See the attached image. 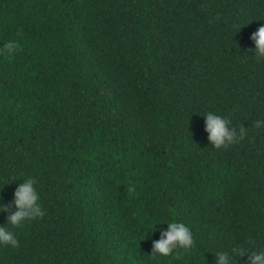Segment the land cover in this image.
I'll list each match as a JSON object with an SVG mask.
<instances>
[{"label": "trees", "instance_id": "1", "mask_svg": "<svg viewBox=\"0 0 264 264\" xmlns=\"http://www.w3.org/2000/svg\"><path fill=\"white\" fill-rule=\"evenodd\" d=\"M262 24L264 0H0V203L31 177L45 209L8 225L0 264H215L264 244ZM209 110L248 136L213 148ZM163 218L193 232L178 260L149 258Z\"/></svg>", "mask_w": 264, "mask_h": 264}, {"label": "clouds", "instance_id": "2", "mask_svg": "<svg viewBox=\"0 0 264 264\" xmlns=\"http://www.w3.org/2000/svg\"><path fill=\"white\" fill-rule=\"evenodd\" d=\"M250 39L255 44L254 49H252L254 52L252 56L258 61L264 60V24L251 34ZM18 47L16 40H9L3 44V50L8 54L15 53ZM203 115L205 117V131L208 134L207 139L213 148L227 147L248 136V127H244L243 124L239 127L233 126L229 118L214 110H209ZM254 127L256 129L264 128V120L255 121ZM5 212L9 214L7 223L0 225V246L10 245L16 248L19 245V240L8 225L13 228L20 227L27 221L45 215V209L42 206L34 178L29 177L19 183L14 191L13 201L8 205L0 203V213ZM165 223L167 228L161 229L160 238L152 241V254L149 255V258L178 260L184 253L193 248V232L189 225L176 218H163L162 221H154L150 230H153L157 224L163 225ZM246 243L250 246L230 251H213L215 264H234L233 258L238 254H247V260L244 264H264V244H256L251 236L247 237Z\"/></svg>", "mask_w": 264, "mask_h": 264}]
</instances>
